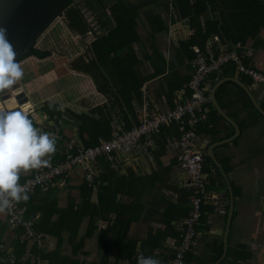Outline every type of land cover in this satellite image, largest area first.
<instances>
[{"label":"crops","instance_id":"obj_1","mask_svg":"<svg viewBox=\"0 0 264 264\" xmlns=\"http://www.w3.org/2000/svg\"><path fill=\"white\" fill-rule=\"evenodd\" d=\"M119 3L134 16L135 40L99 59L92 43L117 27ZM73 6L85 33L67 29L69 37L54 36L53 25L35 46L49 54L20 60L22 112L35 127L60 136L51 162L63 159L69 144L84 147L97 126L112 134L138 125L144 107L172 111L187 96L197 52L235 51L243 66L264 74V0H73ZM206 87L229 121L210 103V134L195 133L207 186L186 262L264 264V85L229 63ZM178 136L167 127L126 155L95 161L96 190L75 168L48 192L30 194L20 214L38 227L35 237L24 239L22 229L0 215L3 254L17 262L20 253L22 264H136L143 253L169 264L190 210ZM34 171L22 172L19 183ZM118 218L125 227L116 225Z\"/></svg>","mask_w":264,"mask_h":264},{"label":"built area","instance_id":"obj_2","mask_svg":"<svg viewBox=\"0 0 264 264\" xmlns=\"http://www.w3.org/2000/svg\"><path fill=\"white\" fill-rule=\"evenodd\" d=\"M229 63L234 64L239 75L247 77L254 84L264 85V74L243 66L235 51L218 55L197 52L191 62L192 73L186 84L187 96L172 111L160 114L144 107L138 125L128 130H117L111 134L109 139H100L98 144L93 147L77 148L72 144L67 145L62 160L51 162L47 168L36 169L20 184L26 185L30 194L34 192L46 193L56 181L63 179L72 169L80 168L86 172L84 180L87 185L92 190H96L98 185L91 172V164L99 158L110 159L114 153L126 155L132 146L138 144L142 139L151 140L159 135L163 127L174 125L179 131L176 141L178 162L187 176L186 187L189 190L190 210L182 222L181 234L169 264H186V256L190 253L196 240L197 227L203 215L207 186V179L203 172L204 158L195 145V129L198 124L206 121L205 109L210 103L206 87L208 77ZM57 137L60 139V136ZM144 145L149 146L148 141H145ZM21 204L22 202L14 204L8 209L7 223L11 227H20L23 238L30 239L35 237V233L32 223L24 221L20 214ZM3 250L0 235V264H16L14 258L3 254Z\"/></svg>","mask_w":264,"mask_h":264},{"label":"clouds","instance_id":"obj_3","mask_svg":"<svg viewBox=\"0 0 264 264\" xmlns=\"http://www.w3.org/2000/svg\"><path fill=\"white\" fill-rule=\"evenodd\" d=\"M17 52L7 39V30L0 27V93L12 89L24 77ZM58 137L35 127L22 111L0 110V215H6L14 204L27 202L30 192L19 183L21 173L47 168L57 150ZM136 264H162L154 256L143 253Z\"/></svg>","mask_w":264,"mask_h":264},{"label":"water","instance_id":"obj_4","mask_svg":"<svg viewBox=\"0 0 264 264\" xmlns=\"http://www.w3.org/2000/svg\"><path fill=\"white\" fill-rule=\"evenodd\" d=\"M66 5L67 0H0V27L7 30V39L14 46L18 61L63 17ZM209 100L220 116L229 121L217 107L214 91L210 92ZM26 101L19 81L12 89L0 93V110L22 111L21 105Z\"/></svg>","mask_w":264,"mask_h":264},{"label":"trees","instance_id":"obj_5","mask_svg":"<svg viewBox=\"0 0 264 264\" xmlns=\"http://www.w3.org/2000/svg\"><path fill=\"white\" fill-rule=\"evenodd\" d=\"M120 6H121V8H119L118 11L120 9H122L123 12L121 15L116 16V18H117L116 21L118 24L117 27L113 31L108 33L106 36L96 38V40L93 41V43H92V50L94 52H96L99 59L105 58L106 54L110 53L111 51L114 52L115 54H118L121 50L128 48L132 44V42L135 40V35H134V26L135 25L133 22L135 20L134 16L131 14V11H129L127 6H125L124 4H120ZM113 10L115 13H118V11H116L117 10L116 5H115ZM63 20L65 21L66 27L70 32H72V33L79 32L80 34L85 33L86 26H85V23L83 22L85 20L82 17V14L79 12V10H77L73 6V0H67L66 10L63 14ZM121 35L124 37L123 39H126V40H123V42L121 40ZM193 43H195V40L191 41L189 43V45L193 44ZM109 45H111V47L107 49V46H109ZM48 54L49 53L47 51L39 50L35 47H32L29 49L28 53L22 57V59L25 57H28V56H33V57H36L38 59H41V58L46 57ZM231 64H233V63H231ZM234 68H235V66H234ZM209 105H210V103H209ZM53 109L56 111L58 109V107H53ZM209 119H210V116L208 113V114H206V121L204 123L202 122L196 126L195 133L203 132L205 134H210V131L208 130L207 125H206V123L208 122ZM173 126L174 125L168 126V127L169 128H175L177 130V127H175V126L173 127ZM166 128L167 127H163L160 130V133L165 131ZM96 129H97V131H94L93 133L88 132V134H87L88 139L86 141H83L84 147H82V148L93 147V146L98 144L99 139H105L106 140V139L110 138L111 133L106 131V128H104L103 130H99L100 128L97 126ZM128 129H130V128H128ZM128 129H125V130H128ZM160 133H159V135H160ZM61 159L62 158L57 159V160L59 161ZM104 160H105L104 158H99L97 161L100 162V161H104ZM203 171L205 172V169H203ZM28 215L29 214H24V217H23L24 221H27L29 219ZM117 220L120 222L116 223V225L122 224L124 227L126 226L125 223L122 222L119 218ZM37 228H38L37 226H35L33 228L34 232H36L35 229L37 230ZM20 257H21V254L17 253L16 258L19 260ZM18 260H17V262L19 264H22ZM17 262H16V264H18Z\"/></svg>","mask_w":264,"mask_h":264},{"label":"rangeland","instance_id":"obj_6","mask_svg":"<svg viewBox=\"0 0 264 264\" xmlns=\"http://www.w3.org/2000/svg\"><path fill=\"white\" fill-rule=\"evenodd\" d=\"M61 23V24H60ZM57 24V23H56ZM56 24H54V26H53V28H52V30H53V32H54V36L56 35V33H58L59 34V36L60 35H64L65 37H69L68 36V31H67V28H66V24L64 23V20H63V17H62V19L60 20V22L56 25ZM64 24V25H63ZM57 29H59L58 30V32H56L57 31ZM50 36H51V34H50ZM49 36V37H50ZM22 183V182H21ZM35 193V192H34ZM201 221V220H200ZM199 226V225H198ZM198 233V232H197ZM187 257V256H186ZM186 264H187V262H186Z\"/></svg>","mask_w":264,"mask_h":264},{"label":"bare ground","instance_id":"obj_7","mask_svg":"<svg viewBox=\"0 0 264 264\" xmlns=\"http://www.w3.org/2000/svg\"><path fill=\"white\" fill-rule=\"evenodd\" d=\"M23 104H24V103H23ZM23 104H22V105H23ZM22 110H25V109H22Z\"/></svg>","mask_w":264,"mask_h":264}]
</instances>
